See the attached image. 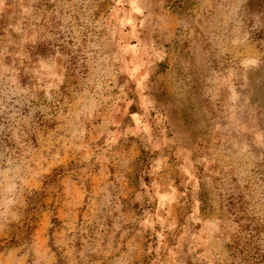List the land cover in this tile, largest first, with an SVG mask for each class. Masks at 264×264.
Returning <instances> with one entry per match:
<instances>
[{"label":"rangeland","instance_id":"rangeland-1","mask_svg":"<svg viewBox=\"0 0 264 264\" xmlns=\"http://www.w3.org/2000/svg\"><path fill=\"white\" fill-rule=\"evenodd\" d=\"M162 7H149L145 30L133 28V6L116 0H0V185L13 192L17 173H34L23 213L11 202L0 207L14 225L0 236V264H264V0ZM73 65L87 69L81 90L108 95L104 85L122 68L119 82L141 93L128 120L139 137L116 144L139 139L134 175L124 179L144 194L121 198L115 211L100 180L87 184L102 190L92 206L77 203L76 175L48 191V177L64 167H50L57 150L95 159L108 139L93 130L104 123L103 105L91 122L72 112L54 129L37 105L59 94ZM108 173L115 182L114 165Z\"/></svg>","mask_w":264,"mask_h":264},{"label":"clouds","instance_id":"clouds-1","mask_svg":"<svg viewBox=\"0 0 264 264\" xmlns=\"http://www.w3.org/2000/svg\"><path fill=\"white\" fill-rule=\"evenodd\" d=\"M164 2L165 0H116V3L121 4L122 6L125 4L133 6V28L145 30H147L148 26L153 22V13L148 11L149 7L157 6L163 11L162 6ZM210 2L211 0H204L205 4H209ZM137 8H143L144 11L136 12ZM193 14L196 15V20H199V15L197 13ZM193 23L195 24L196 21L194 20ZM121 73H123L122 68H120L119 71L110 74L111 78L108 79L104 85V91L108 93V95L103 96L96 90L94 85H85L84 89L81 90L79 85L82 83L83 78L87 76V69L83 65L80 67L73 65L71 73L68 72L65 74L64 80L59 89V94L56 92H50L47 95L39 97L37 105H44L47 108V123L48 126L53 129L55 128L56 122L58 120H63L68 113L82 112L84 115L83 122L87 123L94 119L92 115L93 111H95L96 116H100L102 113L97 109H99L101 105H103L105 109L103 113L104 123L95 126L93 130H96V127H98L100 129V134L106 135L108 139L103 146L95 149V159H92L91 155H89L87 159L83 156L77 158L76 152L65 157L60 155V150H57V153L50 157V167L58 164L64 165L63 169L55 167V171H52L51 175L48 177L52 182L51 188L48 189L50 193L52 189L58 190L61 184H65L67 188L69 178L76 175L78 179L72 184V189H75V184H79V200L77 203L84 202L89 204V206H92L102 195V190L98 183L93 182L92 190H88L87 184L90 178H92L93 181L100 180L105 182V188L109 185L111 186L112 195L110 198L113 205L116 206L112 209L113 211L117 210V207L120 206L121 198L126 202H134L133 197H141L142 194H144L142 191H136L135 186L129 188L128 182L124 179L125 174L134 175V164L132 161L140 155L138 147L139 139L128 140L122 145L116 144V140L120 139L121 136L139 137V132L142 130L134 129L128 125L129 119L135 122L136 111H130V109H133V106L138 104V97L141 93L139 89L135 86L133 87V82L130 79H124L123 83H120L118 77H124ZM77 76L81 79L78 80ZM76 92H79L80 95H75ZM130 93L134 98L130 97ZM49 95L52 97L50 100L48 99ZM90 96L96 97V100L90 101ZM38 106L37 111H39ZM108 124L115 125L117 131L110 132L107 127ZM121 125H124L123 131L120 130ZM15 131L20 132L21 136H23V131L20 127H17ZM82 136L83 131L81 132V136L77 137V140H80ZM93 139L98 140L99 135ZM129 145L131 146L129 147ZM81 147H83V141H81ZM71 161H75V163L73 164ZM110 164L116 167L115 182L108 180V167ZM97 165L100 166L98 176L93 171ZM69 168H73L74 171L70 172ZM16 175L17 186L15 191L10 192L6 186L0 185V202H2L0 203V207L8 205L9 202H11V206L16 213H23L21 196L22 193L32 190L31 185L34 173L32 169H28L27 171L17 173ZM35 175H38V173H35ZM144 175L145 173H141L139 176L140 190L146 188ZM61 177H63V179H61ZM117 185H119V187ZM60 195V192L57 191V201H59ZM85 197L88 198L87 201H85ZM3 216L4 214L0 213V217ZM12 219L17 220L18 223L22 222L18 216H13ZM12 227H14V225L7 224L0 219V236H6L7 230ZM49 243L50 245L54 243L51 238Z\"/></svg>","mask_w":264,"mask_h":264}]
</instances>
